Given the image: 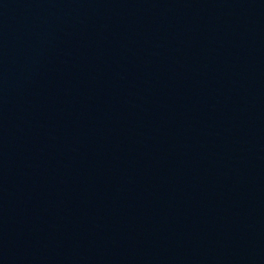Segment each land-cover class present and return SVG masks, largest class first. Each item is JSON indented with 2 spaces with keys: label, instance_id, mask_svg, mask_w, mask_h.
<instances>
[{
  "label": "water",
  "instance_id": "1",
  "mask_svg": "<svg viewBox=\"0 0 264 264\" xmlns=\"http://www.w3.org/2000/svg\"><path fill=\"white\" fill-rule=\"evenodd\" d=\"M0 264H264V0H0Z\"/></svg>",
  "mask_w": 264,
  "mask_h": 264
}]
</instances>
